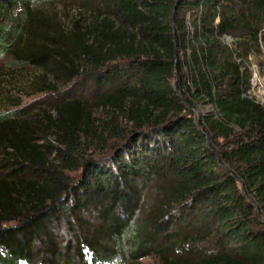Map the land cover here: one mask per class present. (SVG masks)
<instances>
[{
	"label": "trees",
	"instance_id": "trees-1",
	"mask_svg": "<svg viewBox=\"0 0 264 264\" xmlns=\"http://www.w3.org/2000/svg\"><path fill=\"white\" fill-rule=\"evenodd\" d=\"M58 1L0 0V58L56 97L0 115V264H69L63 228L84 264H264V0Z\"/></svg>",
	"mask_w": 264,
	"mask_h": 264
},
{
	"label": "rangeland",
	"instance_id": "rangeland-1",
	"mask_svg": "<svg viewBox=\"0 0 264 264\" xmlns=\"http://www.w3.org/2000/svg\"><path fill=\"white\" fill-rule=\"evenodd\" d=\"M58 10L65 22H68V18L73 15V7L75 6L74 0H62L57 2ZM179 54L183 57V52L179 50ZM264 56L261 54L255 56L254 60L256 62H261L264 60ZM186 72V69L185 71ZM44 73L39 69H34L31 67L18 66L13 64L10 58L6 56L0 58V115L2 114H22V115H32L42 108H48L49 104L55 100L56 97H48L45 92H40L39 88L42 86V78ZM209 109V106H204V104L199 103L194 108L195 119L200 121L204 112ZM1 139V137H0ZM37 143H47V140L43 139L41 135L35 137ZM52 141V137L48 138ZM4 141L0 144V148H3ZM81 170H72L68 172V175L75 179ZM264 221V217H261ZM61 233L54 239L56 244V249L59 253L64 251L68 252L69 264H84V262L79 258L76 248H70L75 246L74 242H70L72 238L68 234L67 230L63 228ZM67 232V233H66ZM85 260L90 263V253L93 251L88 248L87 242L83 245ZM89 250V251H88ZM88 251V252H87ZM35 261L29 264H47L45 263V258L48 257V252L39 247L36 251ZM93 254V253H92ZM143 264H159L155 256H150L142 260Z\"/></svg>",
	"mask_w": 264,
	"mask_h": 264
},
{
	"label": "built area",
	"instance_id": "built-area-1",
	"mask_svg": "<svg viewBox=\"0 0 264 264\" xmlns=\"http://www.w3.org/2000/svg\"><path fill=\"white\" fill-rule=\"evenodd\" d=\"M226 39L228 42L233 41L231 36H226ZM249 60L251 61L250 67L252 69V74L249 80V86L243 95L254 99L264 106V60L262 63L256 62L253 56H249Z\"/></svg>",
	"mask_w": 264,
	"mask_h": 264
},
{
	"label": "water",
	"instance_id": "water-1",
	"mask_svg": "<svg viewBox=\"0 0 264 264\" xmlns=\"http://www.w3.org/2000/svg\"><path fill=\"white\" fill-rule=\"evenodd\" d=\"M208 143H210V141H208ZM241 185H243V182H241Z\"/></svg>",
	"mask_w": 264,
	"mask_h": 264
}]
</instances>
